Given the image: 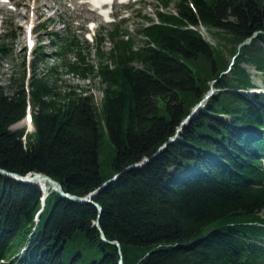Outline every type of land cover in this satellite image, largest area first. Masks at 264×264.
<instances>
[{"label":"trees","instance_id":"obj_1","mask_svg":"<svg viewBox=\"0 0 264 264\" xmlns=\"http://www.w3.org/2000/svg\"><path fill=\"white\" fill-rule=\"evenodd\" d=\"M160 3L139 29L143 44L122 22L109 52L99 35L97 63L79 38L49 31L51 55L100 77V102L86 87H63L59 63L40 70L44 44L0 83L1 167L46 172L83 196L119 173L93 197L101 210L48 188L37 225L42 187L0 172V264H264V92L246 91L257 86L247 65L264 79V0ZM200 21L215 44L189 27ZM29 107L26 133L13 125Z\"/></svg>","mask_w":264,"mask_h":264},{"label":"rangeland","instance_id":"obj_2","mask_svg":"<svg viewBox=\"0 0 264 264\" xmlns=\"http://www.w3.org/2000/svg\"><path fill=\"white\" fill-rule=\"evenodd\" d=\"M88 1L90 0H0V42H6L11 47L10 54L0 53V83H9L12 74L19 75L24 56H27L29 65L34 58V48L39 44H44L49 56L46 61L40 64V70L43 72L48 65L59 63L58 76L60 77L59 83H62V86L69 83L79 85L81 88L86 87L88 92L94 94L96 102H100L103 96L100 77L94 74L83 76L80 73L73 72L63 64L61 58L51 55L56 50L57 45L51 42L52 36L49 31H59L63 36H76L81 40L83 50L90 53L88 59L97 63L96 49L99 35L104 34L106 36L101 46L104 51L109 52L114 45L109 32L117 23L122 22L127 29V31L122 32L135 35L137 37L136 46H139L143 44L139 29L149 23L145 15L156 16L157 9L165 7L161 5L160 0H114L104 8L96 7L93 2ZM174 8L175 1H171L165 9L172 10ZM105 9L109 10L108 14L103 11ZM43 25L46 26L43 27ZM30 29L33 30L31 38L35 42L33 47L27 45V36ZM214 30L209 26L201 27L203 34L215 44L218 37L213 32ZM226 54L230 59V63L227 65L225 72L232 67V61L235 59L234 54L229 52ZM68 59L71 61L77 59L75 50L68 53ZM254 67L256 66L247 65L254 81L257 82V86L264 88V79L260 72L254 70ZM30 73L31 70L28 68V76ZM212 81L214 80H209V82ZM217 89L216 86L211 87L204 97L193 105L187 122L201 109V103L206 101L207 95L212 94ZM250 89L248 88L246 91L248 92ZM196 106V112L193 113ZM13 127H25L26 133L35 130L33 121L26 116L15 123ZM36 183H39L44 191L42 197L44 201L48 194L45 184L44 189L40 181H36ZM50 187H52L51 184L48 188Z\"/></svg>","mask_w":264,"mask_h":264},{"label":"water","instance_id":"obj_3","mask_svg":"<svg viewBox=\"0 0 264 264\" xmlns=\"http://www.w3.org/2000/svg\"><path fill=\"white\" fill-rule=\"evenodd\" d=\"M196 109H197V106L194 108L193 111L196 112L195 111ZM187 120H188V117L183 120V122H182L181 126L179 127L178 131H181L182 130V128L186 124ZM177 138H178V134H175L174 136L171 137V139L168 142L174 141ZM168 142H166L165 144H163L159 150L161 151L168 144ZM147 160H148V158L144 159L141 162H138V163L134 164V166H142V165L145 164V162ZM0 172L1 173L8 174L11 177H13V178H15V179H17L19 181H23V182H36V181H40L37 177L43 176V177H45L49 181V183L52 185V187L54 189L60 191L63 195L68 196L69 198H71L73 200H76V201L93 202V203H95L99 207L100 210L102 209V206H101V204L99 202H97V201H95L93 199L94 195L98 192L99 189H101V187L104 184H106L107 182L113 180L116 176L119 175V173H117L114 177L108 179L102 186H99L97 189H95V190L91 191L90 193H88L87 195H84L83 196V195H78V194H75V193H71V192L65 191L62 188V185H61V183L59 181H57L51 175H49V174H47L46 172H43V171H35L34 173L33 172H29L27 174H21L19 172L11 171V170H8V169L0 166ZM41 184H43V188H44V182H41ZM44 204H45V200L43 201V205ZM38 216H39V214H38ZM96 224L99 226V220L96 221ZM102 235H103V237L105 239H107V237H106V235H105L104 232H103ZM112 241L115 242L114 240H112ZM116 242H117V244L120 245V242L119 241H116Z\"/></svg>","mask_w":264,"mask_h":264},{"label":"bare ground","instance_id":"obj_4","mask_svg":"<svg viewBox=\"0 0 264 264\" xmlns=\"http://www.w3.org/2000/svg\"><path fill=\"white\" fill-rule=\"evenodd\" d=\"M112 0H90L88 2H93L94 5H96V7H99V5L101 6L100 8H104L107 4H110ZM105 12V14H107L106 9L103 10ZM41 182H44L46 190L48 191V187H49V182L48 180L43 177V176H39L37 177Z\"/></svg>","mask_w":264,"mask_h":264}]
</instances>
